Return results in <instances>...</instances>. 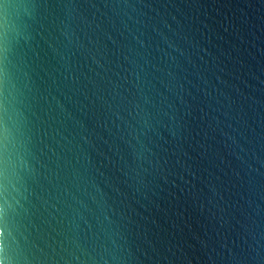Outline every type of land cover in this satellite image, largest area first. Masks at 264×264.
Wrapping results in <instances>:
<instances>
[{
  "label": "water",
  "instance_id": "water-1",
  "mask_svg": "<svg viewBox=\"0 0 264 264\" xmlns=\"http://www.w3.org/2000/svg\"><path fill=\"white\" fill-rule=\"evenodd\" d=\"M5 19L33 264H264V0H0Z\"/></svg>",
  "mask_w": 264,
  "mask_h": 264
},
{
  "label": "clouds",
  "instance_id": "clouds-1",
  "mask_svg": "<svg viewBox=\"0 0 264 264\" xmlns=\"http://www.w3.org/2000/svg\"><path fill=\"white\" fill-rule=\"evenodd\" d=\"M8 22L0 24V54L6 53ZM7 74L0 68V264H33L22 252L14 226V210L19 204L22 177L12 163L15 108L9 99Z\"/></svg>",
  "mask_w": 264,
  "mask_h": 264
}]
</instances>
